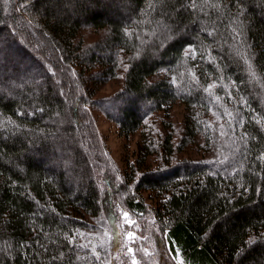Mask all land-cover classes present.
I'll use <instances>...</instances> for the list:
<instances>
[{"label":"trees","instance_id":"16d2710c","mask_svg":"<svg viewBox=\"0 0 264 264\" xmlns=\"http://www.w3.org/2000/svg\"><path fill=\"white\" fill-rule=\"evenodd\" d=\"M238 52L264 81V0H0V264H117L80 245L89 220L110 232L125 211L148 237L132 245L138 264H176L175 249L186 264H264V83ZM120 74L122 89L97 99ZM177 103L174 144L158 127ZM92 107L141 135L122 181ZM210 113L223 154L175 158L210 145Z\"/></svg>","mask_w":264,"mask_h":264},{"label":"rangeland","instance_id":"374dc122","mask_svg":"<svg viewBox=\"0 0 264 264\" xmlns=\"http://www.w3.org/2000/svg\"><path fill=\"white\" fill-rule=\"evenodd\" d=\"M94 37L95 36L92 34L89 33L86 34V38L89 40H91ZM122 87H123V75L120 74L115 79L103 85L98 90L96 94V98L106 99L107 97L111 96L117 91H120ZM90 113L96 123V127L98 128L105 142L106 148L111 156V159L113 160V162L116 165V168L118 169L117 178L119 181H122L124 180L123 178L125 176V171L130 169L129 164L136 163V159L138 158L139 155V145L141 144L142 141L141 135L140 133H136L125 138L118 133L115 124L107 120L103 115V113L97 107H92ZM184 114H185L184 105L177 103L170 109L169 117L165 119L166 124L163 123L162 121L163 125L162 126L160 125L158 127L160 129H163L165 133L167 134L170 133L173 136L174 144H177L179 140L182 138ZM207 122L209 125V133L211 134V139H212L210 145L206 146L203 142V139H199L197 141V145L195 144L188 145L183 154L176 152L175 158L177 157V159H188L192 161H199L202 158L205 160H210L223 154V149L221 150V148L224 147V143L222 139L223 138L222 129L224 122L213 113H210L208 115ZM142 197L143 200L146 202L145 204H147V206L149 207L148 210L149 219H141V220L143 221L148 220L146 222H151L152 211L153 209H156L158 207L157 205L158 199L154 193L148 191L142 192ZM130 219L134 220L132 217ZM89 223H91L93 229H90L84 233L85 240L87 244L90 241V244L99 245L101 242V238L103 237V233L105 231H109V227L107 223L105 227V225L102 222H99V220H89ZM121 225H123L124 229H128L127 224H121ZM137 225L139 226L138 223ZM134 228L131 230L135 231V233L137 234L136 230L138 228L136 227ZM80 237H82L81 234ZM121 239L123 240L122 237ZM111 249L112 247L106 246L104 251H106L107 254L109 255ZM177 251H178L177 249L172 250L173 257L176 256ZM178 252L180 255L177 257V259L180 260L182 264H186L182 254L180 253V251ZM117 253L118 252L116 250V253L112 257L114 258L117 255ZM115 262L119 264L120 258L119 257L116 258Z\"/></svg>","mask_w":264,"mask_h":264},{"label":"snow or ice","instance_id":"6c2138e0","mask_svg":"<svg viewBox=\"0 0 264 264\" xmlns=\"http://www.w3.org/2000/svg\"><path fill=\"white\" fill-rule=\"evenodd\" d=\"M205 2H207V0H205ZM196 0H192V5L195 6ZM151 7V4H150ZM211 34V33H210ZM238 55H240L241 59L244 60V63L247 65V71L249 74V77L253 80V81H257V82H261L264 83V81L260 80V76L257 73V71L255 70L251 60L252 57L251 55H246L244 52H238ZM128 70V66L125 65V71ZM193 76V80L196 79L195 73H192ZM217 87V84L213 83L211 85H209L207 88H205L204 90L206 92H208L210 95L212 94V91L214 88ZM220 98L217 97V100H219ZM227 115L231 116V113H227ZM260 120H257V123H260ZM224 134V133H222ZM260 159H264V155H262L260 157ZM121 219L124 221V224L128 225V229H124L123 225H117L116 223H112L111 224V228L112 230L109 231H105L103 233V237L101 238V242L99 245H92L91 246V250H92V254L94 256L97 257V259L100 258V252L97 251V249L99 248L101 251H103L105 249L106 246H110L112 247L113 251L116 250H126L124 251V255L125 256H129L131 257V264H138L137 261V253L140 251V249L138 248H134L132 245H134L136 243V241L144 239L147 240L148 237H141V236H137L135 231L131 230L134 227L138 228L139 226L137 225L136 221L130 219V215L128 212H122L121 213ZM120 228V230H117V228ZM83 235V234H81ZM121 236H123V240L121 239ZM72 242V241H70ZM257 239L256 238H251L249 240V245H255L257 243ZM90 243V241H89ZM89 245L88 244H83L80 245V247L82 248H87ZM242 252L245 250H241ZM143 253L145 256H151L153 253H151L149 251V249L146 247L143 249ZM179 252L177 251L176 256L173 257L174 260H176V264H182V262L180 260L177 259V257L179 256ZM118 258V257H114Z\"/></svg>","mask_w":264,"mask_h":264}]
</instances>
